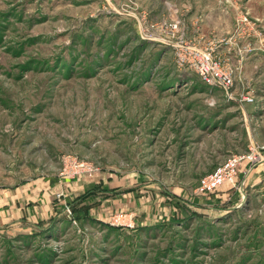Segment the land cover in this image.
I'll return each instance as SVG.
<instances>
[{
  "label": "rangeland",
  "instance_id": "obj_1",
  "mask_svg": "<svg viewBox=\"0 0 264 264\" xmlns=\"http://www.w3.org/2000/svg\"><path fill=\"white\" fill-rule=\"evenodd\" d=\"M244 13L262 40L236 34ZM175 21L230 63L233 42L255 48L234 64L254 103L175 67L163 27ZM260 45L264 0H0V264H264V162L240 167L237 202L227 186L195 191L230 155L264 147ZM74 159L95 171L77 179L103 189L92 220L68 221L67 206L55 220ZM18 194L26 209L2 212Z\"/></svg>",
  "mask_w": 264,
  "mask_h": 264
},
{
  "label": "built area",
  "instance_id": "obj_2",
  "mask_svg": "<svg viewBox=\"0 0 264 264\" xmlns=\"http://www.w3.org/2000/svg\"><path fill=\"white\" fill-rule=\"evenodd\" d=\"M167 33V45L170 46L174 53V64L178 70H187L193 72L198 80L211 89H217L224 94L226 100L238 103L252 104L254 103L253 91L246 89L243 92L235 90V75L237 67L229 60L223 59L215 52V47H200L195 41L189 39L186 34L179 32L178 22H170L164 24ZM246 29L249 34L257 36L260 40L263 38L261 29L257 28L256 22H251L247 13L239 15L236 20L235 32L237 35ZM234 32V33H235ZM232 34L229 39L233 36ZM236 47V55L238 66H242L244 60L251 54L255 48L250 43L240 44L234 43ZM262 48V46L260 45ZM250 90V91H249ZM263 146L250 145L247 151L242 154L230 155L222 164L217 166L211 173L207 174L198 181L196 193L206 194L220 190L223 186L228 188L239 187V170L243 164L254 166L264 162L262 155ZM64 173H61L66 180H75L79 176L92 177L94 169L87 163L71 161V168L68 169L67 162L64 160ZM249 169V168H248ZM63 192L56 193V197L60 199ZM64 211L69 212L66 207ZM110 225L115 226H132V221L123 220L121 216L112 218Z\"/></svg>",
  "mask_w": 264,
  "mask_h": 264
},
{
  "label": "crops",
  "instance_id": "obj_3",
  "mask_svg": "<svg viewBox=\"0 0 264 264\" xmlns=\"http://www.w3.org/2000/svg\"><path fill=\"white\" fill-rule=\"evenodd\" d=\"M197 32V33H196ZM195 33L196 34H194V35H192V36H189L188 34H186V36L189 38V39H191V40H193V41H195L197 44L198 43H200L201 41V39H203L204 38V34L203 33H200L201 32V30L199 31H196ZM262 48H263V50H262ZM262 48H259V50L258 51H262V52H264V46H262ZM230 50L228 49V48H225V47H215V52L218 54V55H221L222 57L224 56V57H226V52H229ZM255 51V50H254ZM230 53V52H229ZM253 54V53H252ZM252 54H249V55H252ZM228 58H230V57H228ZM235 64V63H234ZM255 84V83H254ZM249 87V86H248ZM252 90V89H251ZM253 91V90H252ZM258 95V97H259V99L261 100V99H263L264 100V92H262V93H258L257 94ZM256 101V100H255ZM250 142H251V140H250ZM245 175H244V178L246 177V179H247V181H249L250 182V180L252 179V177H254V172H248V173H245V172H243ZM239 176H241V178H240V180H242L243 179V174H239ZM239 180V181H240ZM254 180L255 181H257V182H254V184H256V185H258V184H260L259 186H261V191L262 190H264V174H260V175H258L257 177H255L254 178ZM49 183V182H48ZM57 180L55 179L54 180V186L56 187L57 186ZM248 183V182H247ZM60 185L58 186V187H60V189H59V191H61V192H63V196L64 197H66V199H64L63 200V202H62V200H59V202L61 203V204H59V205H61V206H66L65 205V203L66 202H69V201H71V200H73L78 194H79V192H81L84 188H85V190L86 189H88L89 187H90V185H88L87 186V182H81L79 179H76V180H65V182L63 183H59ZM241 184V183H240ZM50 185V184H49ZM51 186V185H50ZM84 187V188H83ZM100 188L101 189H103V184H102V186L100 185ZM39 191H42V194H43V191H45V190H42V189H39ZM58 191V192H59ZM84 191V190H83ZM16 192V191H15ZM46 192V191H45ZM82 193V192H81ZM105 194V193H104ZM6 194H4V196H5ZM66 195V196H65ZM4 200V199H3ZM22 199L20 198V195L18 194L17 195V198L16 197H14L11 201L10 200H8V204L9 205H11V204H13L12 206H2V212L4 211V210H7V208H12V207H14V208H18V210H25L26 209V202L24 203V201H22ZM54 205H55V211H56V207H57V205L58 204H55L54 203ZM4 207H6V208H4ZM23 214V213H22ZM21 217H24V216H18V218H16V219H14V222L15 221H17V220H19V218H21ZM59 217H61L62 218V213L60 214H57V212H56V215H54V219L56 220V218H59ZM13 219V218H12ZM43 218H41V220H42Z\"/></svg>",
  "mask_w": 264,
  "mask_h": 264
},
{
  "label": "trees",
  "instance_id": "obj_4",
  "mask_svg": "<svg viewBox=\"0 0 264 264\" xmlns=\"http://www.w3.org/2000/svg\"><path fill=\"white\" fill-rule=\"evenodd\" d=\"M238 177H240V176L238 175ZM101 191H102V189L100 187H98L97 185H93L91 188L86 189L83 194L79 195L78 197L74 198L73 200H71L69 202H66V206L69 207V210L71 212L70 213L71 215L68 217L69 218L68 221H71V220H76V221H78V220H83V221L92 220V217L90 216V206L86 203L89 202V199L94 197V195L97 196V194H101ZM218 191H214V192L206 193V194H201V193H196V194H198L200 196L210 197V196L214 195L215 193H217ZM227 191L232 193V196L233 195L236 196V197L235 196L233 197V199H232L233 201H231V202L232 203L237 202L238 201L237 190H234V188H229V189H227ZM59 213L60 214L62 213V218L65 219L64 216H66V215H65V211H64L63 206H59ZM182 219H185V218H182ZM182 219L178 218L176 220L174 219L173 221L175 223V222H178ZM107 227L109 229H112L111 226H107Z\"/></svg>",
  "mask_w": 264,
  "mask_h": 264
}]
</instances>
